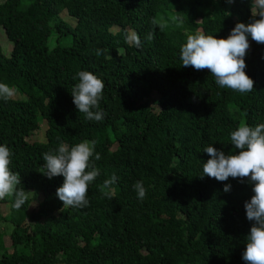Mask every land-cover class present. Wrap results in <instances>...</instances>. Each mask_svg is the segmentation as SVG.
I'll use <instances>...</instances> for the list:
<instances>
[{
  "label": "trees",
  "instance_id": "1",
  "mask_svg": "<svg viewBox=\"0 0 264 264\" xmlns=\"http://www.w3.org/2000/svg\"><path fill=\"white\" fill-rule=\"evenodd\" d=\"M64 11L75 26L61 17ZM252 11V0L0 2V27L13 42L10 55L0 43V82L26 96L0 99V144L12 149L9 167L29 192L19 210L12 197L0 200V222L13 227L15 247L0 253V264H246L251 222L244 202L252 184L201 178L209 159L203 149L212 144L226 154L238 151L230 133L241 123H264V44L248 38L251 93L219 87L208 69L183 67L179 50L185 31L227 38L236 22H250ZM172 15L183 17V28ZM153 18L168 27L156 28L149 41ZM130 30L141 48L126 40ZM52 34L71 35L72 44L49 49ZM81 70L105 84L102 122L87 120L73 103V77ZM41 121L46 141H29ZM84 140L96 142L100 174L89 186L88 206L63 207L56 190L64 177L49 179L39 171L42 154L60 142ZM113 173L118 180L109 200L101 186ZM137 181L147 190L143 200L133 188ZM4 236L0 225V242Z\"/></svg>",
  "mask_w": 264,
  "mask_h": 264
},
{
  "label": "clouds",
  "instance_id": "2",
  "mask_svg": "<svg viewBox=\"0 0 264 264\" xmlns=\"http://www.w3.org/2000/svg\"><path fill=\"white\" fill-rule=\"evenodd\" d=\"M252 7L253 18L250 22H236L227 38H218L202 31L194 34L185 31L186 43L179 50L182 66H191L198 71L208 69L221 88L240 93L254 91L255 82L245 72V56L250 48L249 37L264 44V0H252ZM170 20L177 28H183L182 16L172 15ZM151 24L153 31L146 36L149 41L154 39L156 28L164 31L168 27V22L163 18H153ZM126 40L136 48L143 46L135 32L127 36ZM73 79H78L71 89L78 112L83 113L89 121L102 122L106 116L100 106L105 87L103 80L88 70L79 71ZM14 94L12 87L0 82V99L7 101ZM230 142L238 151L226 154L212 144L204 147L203 151L209 155V159L203 162L201 178L208 176L220 182L227 181L229 177L238 178L241 182L247 178L252 184L253 195L244 202L246 218L251 226L245 236L246 247L242 259L246 264H264V123L255 126L241 123L230 133ZM95 147V141L84 140L73 145L60 142L58 147L42 154L44 164L39 171L49 179L59 175L64 177L62 185L56 190L63 207L84 208L89 205V186L100 174L95 162L101 156ZM13 155L8 145L0 144V200L12 197L13 207L19 210L28 201L29 192L20 187V173L9 167ZM117 180V175L113 173L103 181L101 192L109 200L115 197L113 186ZM133 188L139 199H145L147 190L142 181H137ZM223 190L230 191L231 185L225 184Z\"/></svg>",
  "mask_w": 264,
  "mask_h": 264
},
{
  "label": "rangeland",
  "instance_id": "3",
  "mask_svg": "<svg viewBox=\"0 0 264 264\" xmlns=\"http://www.w3.org/2000/svg\"><path fill=\"white\" fill-rule=\"evenodd\" d=\"M2 0H0L1 2ZM61 17L66 20L70 25L75 26L77 23V20L73 18L72 16L68 15L67 11H64L61 14ZM114 31L118 30V27H114ZM134 32V30H130V35ZM0 43L3 47V52L6 55H10L12 48H13V42L7 37L5 33V29L3 27H0ZM131 43V42H130ZM72 44V37L71 35H65L60 38L57 37L56 34H52L47 42V46L49 49H52L56 45H60L61 47H69ZM159 95L154 94V98H158ZM13 98H26L25 95H13ZM46 130H47V123L46 121H41L40 128L36 130L29 138V141H37V142H45L46 141ZM7 198V197H6ZM36 204V203H34ZM35 205L32 206L31 209H33ZM1 211L4 215L9 214L10 212V205L7 203H4L1 206ZM1 229L4 230L5 236L0 242V253H3L5 251H8L9 253H12L15 250V247L12 245L10 233L12 230V226L9 223L6 222H0ZM18 253H21L24 251L22 246H19V248H16Z\"/></svg>",
  "mask_w": 264,
  "mask_h": 264
}]
</instances>
